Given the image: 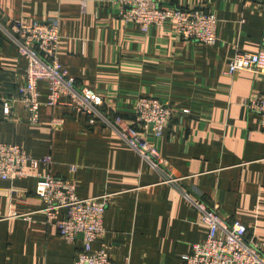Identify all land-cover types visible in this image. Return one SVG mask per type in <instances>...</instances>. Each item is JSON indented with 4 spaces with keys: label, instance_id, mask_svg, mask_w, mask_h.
Instances as JSON below:
<instances>
[{
    "label": "crops",
    "instance_id": "obj_1",
    "mask_svg": "<svg viewBox=\"0 0 264 264\" xmlns=\"http://www.w3.org/2000/svg\"><path fill=\"white\" fill-rule=\"evenodd\" d=\"M162 5L214 11L216 43L185 41L169 25L145 34L126 21L117 0H0V20L7 26L59 21V62L78 86L102 94L106 113L131 109L141 97L179 111L153 140L165 162L162 170L143 162L102 121L90 125L65 97L48 106L45 83L39 85L33 123L19 94L27 60L0 29V143L20 145L33 158L52 157L37 169L27 164V178H0V264H74L84 247L82 236L69 243L46 224L45 203L35 194L37 173L75 183L79 198L111 195L105 236L92 248L107 251L116 264H183L191 246L205 240L202 218L182 189L217 206L226 220H240L264 254V126L245 106L264 94V75L226 73L237 52L264 49V0ZM5 103L12 106L9 115ZM55 118L62 126H52Z\"/></svg>",
    "mask_w": 264,
    "mask_h": 264
},
{
    "label": "built area",
    "instance_id": "obj_2",
    "mask_svg": "<svg viewBox=\"0 0 264 264\" xmlns=\"http://www.w3.org/2000/svg\"><path fill=\"white\" fill-rule=\"evenodd\" d=\"M123 7V16L128 22L137 23L147 34L152 27L171 26L185 41L213 45L218 39V17L214 11L196 7H164L162 0H117ZM0 29L16 46L18 54L27 60L26 82L19 86L20 100L30 115V121L38 122L39 85L45 83L49 92L47 105L55 107L65 97L79 113L85 114L89 124L102 121L115 132L120 140L133 149L141 160L156 170H162L164 160L153 143L160 138L179 112L170 103L155 97H141L131 109H114L110 115L102 109L104 97L97 91L77 85L58 59L60 48V24L40 21H13L9 26L0 20ZM239 71L264 75V49L256 53L237 52L229 62L227 74ZM248 110L260 115L264 126V94L255 95L245 101ZM11 104H4V113L10 114ZM124 111L132 115L127 120ZM180 113L189 114V109ZM62 119H54L52 126L60 127ZM51 156L33 158L22 146L0 143V178L14 181L30 176L26 165L37 169L49 165ZM35 194L45 203V222L55 226L60 236L73 243L82 234L84 247L74 264H116L105 250L93 251L92 244L105 236L104 216L111 195L79 198L76 184L51 175L37 173ZM171 182V180H168ZM188 205L202 218L207 230L205 240L191 246L189 254L183 256V264H264L261 246L249 236L248 228L240 221H229L222 217L217 206L211 207L185 189L181 190ZM127 264V263H126Z\"/></svg>",
    "mask_w": 264,
    "mask_h": 264
},
{
    "label": "water",
    "instance_id": "obj_3",
    "mask_svg": "<svg viewBox=\"0 0 264 264\" xmlns=\"http://www.w3.org/2000/svg\"><path fill=\"white\" fill-rule=\"evenodd\" d=\"M80 236H82L83 237V235L81 234Z\"/></svg>",
    "mask_w": 264,
    "mask_h": 264
}]
</instances>
